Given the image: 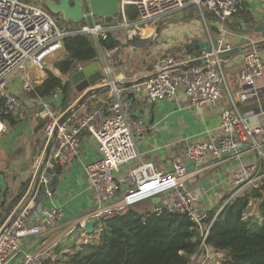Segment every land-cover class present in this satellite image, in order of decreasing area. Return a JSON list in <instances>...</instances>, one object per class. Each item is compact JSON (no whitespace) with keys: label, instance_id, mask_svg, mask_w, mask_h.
<instances>
[{"label":"built area","instance_id":"obj_1","mask_svg":"<svg viewBox=\"0 0 264 264\" xmlns=\"http://www.w3.org/2000/svg\"><path fill=\"white\" fill-rule=\"evenodd\" d=\"M240 1L119 0L118 14L122 18L121 23L102 24L91 19V22H86L79 29L66 30L59 28L52 16L35 4L25 0H0V117L10 115L17 121L23 119L24 105L16 96L5 91L9 78L15 71H21V89L32 92L38 79L30 77L28 70L43 73L47 61L62 48V40L65 37L76 34L88 35L98 46L99 41L106 40L108 35L120 29L130 31L149 23L154 26L189 9L197 10L202 17L204 14L214 16L223 26L237 12ZM128 6L134 7L137 12V18L133 22H128L125 17V8ZM230 50V46L222 45L220 40L219 47L213 51V55ZM206 56L205 53H201L200 58ZM193 59L185 57L179 60L173 56H164L152 66L142 82L125 87L111 76L110 67L105 64L102 78L95 85L101 89L108 88L103 94L106 95L105 99L100 101L97 108L79 118L77 123H73V119L76 118L73 115L70 124L65 123L58 127L51 158L62 166L76 157L80 131H86L97 141L101 158L85 166V175L100 204L78 223L79 229H82L84 221L93 220L94 235L101 231L103 222L124 213L129 207L153 197L164 196L167 203L156 208L155 213L160 214L167 209L169 212L187 216L202 234L200 252L203 249L204 251L201 256L213 253L215 255L213 263L217 264L221 254L212 250L209 252L203 245L208 232L207 228L205 230L203 228L206 213L194 206L196 195L188 188L187 182L194 179L196 170L188 173L182 163H176L172 172L165 173L160 172L151 161H138L135 137L146 129L143 122L134 119L129 112V97L140 90L145 91L149 101L172 98L177 90L182 88L191 107L199 108L205 104L217 103L224 86V63L215 60L186 69H177ZM244 63L240 83L242 87L251 88L248 91L255 95L252 88L254 81L262 75L264 63L254 47L245 53ZM59 93L60 89L52 92L54 95ZM96 96L99 95L92 96L87 101L93 100ZM61 116L60 111L47 107L44 102L35 115L44 121V135L48 138L51 137ZM5 129L6 126L0 119V135ZM220 129L223 135L217 145L192 143L187 151L188 157L200 163L208 150L226 153L229 157H238L242 153L240 144L247 145L261 155V145L256 142L254 136L258 135L264 142V127L250 128L236 108L222 111ZM132 163L133 165L129 166ZM122 167L128 168L123 177L117 179ZM234 183L237 188L233 197L242 191L263 187L264 156L261 155L258 163H250L243 167L235 177ZM119 193H122L121 198L114 201ZM111 201L114 202L109 203ZM58 210L28 206L0 238V264L10 263L18 253L19 242L22 239L44 234L55 222ZM86 244L87 238L80 245ZM44 257L45 249L34 253H22L17 264H41Z\"/></svg>","mask_w":264,"mask_h":264},{"label":"crops","instance_id":"obj_2","mask_svg":"<svg viewBox=\"0 0 264 264\" xmlns=\"http://www.w3.org/2000/svg\"><path fill=\"white\" fill-rule=\"evenodd\" d=\"M236 13L228 20L229 25L226 27V24L222 26L218 22H213L209 14L205 19H198L194 9L184 10L170 17L174 19L173 21L161 26L159 22L154 26L130 31L120 29L112 33L111 36L117 41L118 46L111 51L102 52L97 46V61L101 73L103 66L108 64L111 76L124 87L136 83L149 74L152 65L148 63V60L156 62L167 53L176 59L183 60L185 57L175 55L177 51L180 52L183 49L181 45L192 40L202 42L216 38V33L210 30L209 26H218L222 30L223 33L219 39L222 45H228L231 50L238 51L233 56L220 60L224 63V86L221 98L214 105L205 104L199 108L189 106L182 88L177 90L174 97L160 101H149L144 90L129 97L131 116L141 120L146 129L141 135L135 137L138 161H151L160 172L165 173L172 172L173 165L176 163H182L188 173L196 170L194 179L187 182L188 188L192 189L196 195L194 206L205 213L214 212L215 217L233 197L237 188L234 180L242 168L250 163H258L261 155L264 156V142L258 135H255L254 139L261 145V155L245 144H240L242 153L238 157H229L226 153L208 150L202 161L196 163L187 155L192 143L209 146L219 143L223 135L220 129V118L224 109L236 108L250 128L264 127V69L262 75L254 81L252 92L255 95L252 97H248V89H243L240 83V74L245 67V53L254 47L264 63V46L252 45L261 41L259 34L252 31L249 34H240L235 30L243 28V19H252L254 21L252 26L259 21L264 22V0H241ZM86 22H91V19ZM108 24H115V22ZM158 28L156 34L155 31ZM161 34H163L161 41H157ZM154 40L159 43L155 46L156 49L145 50ZM148 54L149 57H147ZM47 70L65 81L66 77L56 69L48 68ZM45 73V71L38 73L28 70L30 77L38 79V83L34 84L35 87L45 79ZM19 78V81L10 78L5 91L16 96L28 109V113H31V117L26 121H16L15 124L3 121L6 129L0 135V161L3 163L0 168V223L7 219L6 209L9 203L18 194L20 185L29 170H32L33 165L37 163L32 157V148L35 146V139L44 133V126L41 129L38 127L41 119L35 117L38 107L44 102L47 107L59 111L64 99L61 90L57 95L51 93L47 98L33 99L28 92H23L21 89V74ZM103 94H98L99 96L93 100L86 101L75 114L73 123H77L79 118H83L89 111L97 108L100 101L106 97ZM79 97L80 95L74 91L73 95H69L68 99H71L68 102L73 105ZM78 138L77 156L61 166L59 171L61 181L52 188L53 192L48 197L37 203L43 209H59L60 216L44 234L22 239L19 242L20 251L15 254L9 264H17L22 253H34L41 249H45L44 259H58L59 255H69V245H80L86 238L88 243L94 241L93 235L86 236L79 229L78 223L100 204L86 179L85 166L101 158V153L97 141L86 131H80ZM132 165L133 163L129 166ZM127 168L122 167L117 174V179L123 177ZM121 195L122 193H119L114 201L119 200ZM159 198L162 205L167 203L166 197ZM34 203L36 201H31L29 207L34 206ZM257 204V201L249 202L245 218L257 215ZM154 207L151 199H147L128 209L140 216H146L148 213H154ZM206 247L209 252L212 250ZM203 251L204 249L200 256Z\"/></svg>","mask_w":264,"mask_h":264},{"label":"trees","instance_id":"obj_3","mask_svg":"<svg viewBox=\"0 0 264 264\" xmlns=\"http://www.w3.org/2000/svg\"><path fill=\"white\" fill-rule=\"evenodd\" d=\"M25 1L35 3L55 17L38 0ZM125 17L128 22L134 21L137 18L135 8L126 7ZM116 18L119 21L122 19L119 14L100 19L108 24ZM65 25L76 29L77 26H83L84 22H68ZM98 46L102 52H107L115 49L118 43L108 35L106 40L98 42ZM62 51L63 56L53 62V68L66 79L75 67H83L98 59L97 46L88 35L65 37L62 40ZM45 74V79L29 93L31 98L44 99L55 89H60L64 96L63 103L68 102L71 86L49 70ZM0 119L10 124L17 121L10 115H2ZM44 124L41 120L39 129ZM60 169L61 166L58 165L55 170L59 172ZM251 200L258 202L257 215L245 218ZM12 206L11 209H6V213L12 210ZM203 224L204 230L208 229L203 245L221 254L217 264H264V186L235 195L216 217L214 212L206 213ZM93 238L94 241L86 245H69L68 256L43 259L41 264H190L192 258L200 256L202 234L185 215L165 209L160 214L140 216L127 209L103 222L101 231L94 234Z\"/></svg>","mask_w":264,"mask_h":264},{"label":"water","instance_id":"obj_4","mask_svg":"<svg viewBox=\"0 0 264 264\" xmlns=\"http://www.w3.org/2000/svg\"><path fill=\"white\" fill-rule=\"evenodd\" d=\"M119 0H38V3L47 7L53 14H62L65 22L78 24L86 22L94 18H111L119 12ZM174 19L168 18L163 20L162 24L173 21ZM211 20L215 23L218 19L214 16ZM244 26L240 29H235L240 34L253 33L259 34L261 41L252 43L253 46H264V22L259 21L254 26L252 19H243ZM229 24H226V27ZM209 29L214 31L217 35L214 39H207L199 42L192 40L182 46L180 51L182 57L194 58L192 61L179 66L177 69H186L191 66L206 64L215 60H223L227 57L233 56L238 51L230 50L213 55V51L219 47V39L222 35V30L218 26H209ZM159 28L155 31L158 33ZM201 53L207 56L200 58ZM102 78L101 69L98 66V61L95 60L83 67H75L69 77L65 80L66 85L73 87L74 91L80 95L77 101L71 105L69 102L63 103L59 107L62 116L58 119L56 126L53 129L51 137H47L44 133L37 137L34 141L35 146L32 148V157L37 162L33 165V169L29 170L27 176L22 181L19 192L15 198L9 203L7 211V219L4 220L0 228V238L6 233L10 226L16 221L19 215L29 206L31 201H43L53 192V187L58 185L61 181V174L56 171L58 166L57 162L51 158L52 150L55 144V138L59 126L67 123L70 124V119L75 115L78 110L85 104V102L92 96L105 93L108 88H97L96 83ZM141 78L137 82H142ZM136 82V83H137ZM243 89H251L249 87H242ZM248 97H252V93H248ZM32 167V166H31ZM151 201L154 203L155 213L156 208L161 206L160 198L153 197ZM86 236L93 235L94 221H84L82 229Z\"/></svg>","mask_w":264,"mask_h":264},{"label":"rangeland","instance_id":"obj_5","mask_svg":"<svg viewBox=\"0 0 264 264\" xmlns=\"http://www.w3.org/2000/svg\"><path fill=\"white\" fill-rule=\"evenodd\" d=\"M32 4H33V2H32ZM35 4V3H34ZM36 5V4H35ZM194 14H195V16H196V18H198V19H205V17L207 16V14H204L203 15V17L199 14V12L197 11V10H194ZM54 20H55V22H56V24H57V26L59 27V28H61V29H66V30H71V29H74V28H69V26H67V25H65V23H68V22H65L64 20H63V18H61L60 16H59V14H57V15H55V17H52ZM97 21H99L100 23H104V21L103 20H101L100 18H95ZM90 20V19H89ZM113 22H115V24H118V23H121V21H119L117 18L115 19V20H113ZM219 25V24H218ZM141 27L140 28H142V27H146V26H152V24H144V25H140ZM220 26V25H219ZM77 28H79L78 26H77ZM76 28V29H77ZM122 31H125V30H122ZM160 34V33H159ZM153 35V34H152ZM162 36H163V34H161L160 35V37H158L157 38V41H161L160 39L162 38ZM151 38V37H150ZM156 45H159V43H157L156 42V40H154V41H151V43H149L148 44V46H147V49H145V50H152V51H154L153 50V48H155V46ZM156 49V48H155ZM175 55L177 56V57H182L181 56V53L179 52V51H177L176 53H175ZM63 56V51H62V49L61 50H59L51 59H49L48 61H47V63H46V68L48 69V68H53V66H52V64H53V62L57 59V58H60V57H62ZM164 56H171L170 54H164ZM163 56V57H164ZM147 57H149V54L147 55ZM155 60H148V63H150V65H154L156 62H154ZM47 69H45L44 71L46 72V70ZM22 72L21 71H15L12 75H11V79L12 80H15V81H19V75L21 74ZM9 78V79H10ZM23 92H26V91H23ZM73 92H74V90L72 89V88H70L69 89V92H68V96L69 95H73ZM28 93H30V92H28ZM69 99H71V98H69ZM40 107H41V105L38 107V109H40ZM37 109V110H38ZM32 110H34L33 108H32ZM24 117H23V119L22 120H27V119H29L30 117H31V113H28V109L26 108V107H24ZM34 114H35V112H34ZM1 153V152H0ZM2 165H3V163L0 161V168L2 167ZM38 202H36V203H34V207H38L39 205L37 204ZM134 209H136V210H140L138 207H134ZM58 213V215L60 216V214H61V212H60V210H58L57 211ZM56 214V215H57ZM58 215H57V217H56V219H55V221H57V219H58ZM20 251V249H19V247H18V252ZM215 260V255L213 254V253H208L207 255H204V256H200V257H198V258H194L193 260H192V262L190 263V264H202V262L204 261V264H212L213 263V261Z\"/></svg>","mask_w":264,"mask_h":264},{"label":"flooded vegetation","instance_id":"obj_6","mask_svg":"<svg viewBox=\"0 0 264 264\" xmlns=\"http://www.w3.org/2000/svg\"><path fill=\"white\" fill-rule=\"evenodd\" d=\"M55 15H57V14H55ZM59 16L62 18V14H59Z\"/></svg>","mask_w":264,"mask_h":264},{"label":"bare ground","instance_id":"obj_7","mask_svg":"<svg viewBox=\"0 0 264 264\" xmlns=\"http://www.w3.org/2000/svg\"><path fill=\"white\" fill-rule=\"evenodd\" d=\"M136 31H137V30H136ZM136 31H135V32H136Z\"/></svg>","mask_w":264,"mask_h":264}]
</instances>
